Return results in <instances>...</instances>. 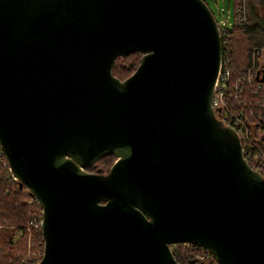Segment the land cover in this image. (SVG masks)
<instances>
[{
	"label": "water",
	"instance_id": "obj_1",
	"mask_svg": "<svg viewBox=\"0 0 264 264\" xmlns=\"http://www.w3.org/2000/svg\"><path fill=\"white\" fill-rule=\"evenodd\" d=\"M221 57L204 0H0V147L41 208L31 264H181L177 241L264 264V175L211 106Z\"/></svg>",
	"mask_w": 264,
	"mask_h": 264
},
{
	"label": "trees",
	"instance_id": "obj_2",
	"mask_svg": "<svg viewBox=\"0 0 264 264\" xmlns=\"http://www.w3.org/2000/svg\"><path fill=\"white\" fill-rule=\"evenodd\" d=\"M252 13L244 22H232L226 31L220 29L222 54L228 58L232 68V78L247 70L253 69L252 82L242 81L239 85L237 97H228V103L232 107L242 106L244 110H252L248 114L249 135L254 144L251 145L252 153L262 149L264 151V121L258 115L264 117V107L256 106L258 101L256 82L261 80L264 73V59L260 60L258 50L264 48V16L258 15L255 6L252 5ZM264 2L256 5L261 10ZM247 7V0H246ZM256 16L257 19L254 17ZM256 54V55H255ZM141 53L134 51L126 55L117 56L114 60L112 73L119 79L128 76L137 66ZM114 159L113 153H105L94 162L87 164L86 169L104 171L109 168ZM40 205L30 193L26 184L19 185L17 179L9 170L4 153H0V264H15L22 259L29 258V250L39 249L43 251V239L40 226L37 223L29 224L32 217L40 221ZM17 235V236H16ZM31 240L28 249L18 251L17 245L22 240ZM195 248L186 246L184 241L173 243L172 253L181 264H215L212 259L203 260L195 257ZM24 253V254H23ZM36 260H33L34 262ZM31 262V263H32ZM30 263V264H31Z\"/></svg>",
	"mask_w": 264,
	"mask_h": 264
},
{
	"label": "built area",
	"instance_id": "obj_3",
	"mask_svg": "<svg viewBox=\"0 0 264 264\" xmlns=\"http://www.w3.org/2000/svg\"><path fill=\"white\" fill-rule=\"evenodd\" d=\"M224 14L223 9L218 12V18L216 20L217 26L224 32L226 28L230 27L232 22H244L247 18V7L246 0H236L235 13L232 20H227ZM229 16V15H228ZM260 55L259 59H264V48L258 50ZM256 55V54H255ZM253 69L248 68L247 70L241 72L236 79L232 78V68L229 65L228 58L223 56L221 57L220 65L218 68L217 76L214 82V86L211 93V106L214 108L216 115L225 123L230 125L241 137L242 142V152L249 164L256 170H258L262 175H264V151L260 149L255 154L252 153L251 145L254 144L249 135V125L247 121L248 114L252 113V110H244L242 106L232 107L228 103V97H237L239 91V85L242 81L252 82L253 78ZM256 91L258 92V101L255 99L256 106L264 107V73L261 76V80L256 82L255 85ZM258 117L264 121L262 115ZM0 153H3L0 147ZM10 170V169H9ZM12 174V173H11ZM13 176V175H12ZM37 223L40 226V221L35 217H32L29 221V224ZM1 226V224H0ZM173 243H170V249H173ZM186 246L195 248V257L198 259L209 260L215 264H220L210 251L204 246L197 245L188 241H184ZM40 250L33 249L32 252H37ZM39 256L33 255L26 259H22L20 262L15 264H30L33 260H38ZM35 262V261H34ZM33 263V262H32Z\"/></svg>",
	"mask_w": 264,
	"mask_h": 264
},
{
	"label": "rangeland",
	"instance_id": "obj_4",
	"mask_svg": "<svg viewBox=\"0 0 264 264\" xmlns=\"http://www.w3.org/2000/svg\"><path fill=\"white\" fill-rule=\"evenodd\" d=\"M204 1L209 6L210 10L212 11V13L216 19L218 18V12L221 11V9H223V12H224V14L223 13H221V14L226 16L227 20L231 21L232 18L234 17L236 0H204ZM262 2H264V0H247L248 15H251V13H252L251 10L253 7L252 5H254L255 10L259 13V15L264 16V6L261 7V10L256 8V5H259ZM254 18L257 19L256 16ZM262 133L264 134V129L262 130ZM92 171H95V170H92ZM28 243H31V240H28V236H27L25 242L20 240V242L18 243V245L16 247L17 250L18 251H21V250L25 251L26 249H28ZM29 251L32 253V256L33 255L39 256V251L32 252V249Z\"/></svg>",
	"mask_w": 264,
	"mask_h": 264
},
{
	"label": "flooded vegetation",
	"instance_id": "obj_5",
	"mask_svg": "<svg viewBox=\"0 0 264 264\" xmlns=\"http://www.w3.org/2000/svg\"><path fill=\"white\" fill-rule=\"evenodd\" d=\"M252 12V11H251ZM259 15V14H258ZM261 16V15H260Z\"/></svg>",
	"mask_w": 264,
	"mask_h": 264
},
{
	"label": "bare ground",
	"instance_id": "obj_6",
	"mask_svg": "<svg viewBox=\"0 0 264 264\" xmlns=\"http://www.w3.org/2000/svg\"><path fill=\"white\" fill-rule=\"evenodd\" d=\"M223 49V48H222ZM223 52V51H222Z\"/></svg>",
	"mask_w": 264,
	"mask_h": 264
}]
</instances>
